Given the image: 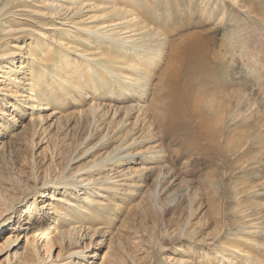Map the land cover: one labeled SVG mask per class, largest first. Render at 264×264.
Masks as SVG:
<instances>
[{"label": "rangeland", "instance_id": "obj_1", "mask_svg": "<svg viewBox=\"0 0 264 264\" xmlns=\"http://www.w3.org/2000/svg\"><path fill=\"white\" fill-rule=\"evenodd\" d=\"M61 1L0 0V43H5L6 51H17L15 56H0V233L4 222L6 230L9 227L2 241L19 237L20 245L12 253L20 247L23 252L28 244L24 236L34 231L32 224L40 218L36 257L30 264L64 261L73 244L96 255L85 260L75 257L74 264H264V0H147L146 6L161 3V29L149 11L141 12L146 22L151 20L153 34L138 38L144 40L139 49L149 45L158 51L152 56L153 83L141 97L122 95L116 105L123 112L119 116L105 109L116 102L113 95L77 92L67 99L69 104L64 103L62 114L55 110L58 98L49 104L37 102L32 88L23 85L30 65L37 61L27 60L29 48L47 44L52 48L48 56L56 55L55 48L61 45L57 39L64 35L58 25L62 22L46 11L42 27L14 26L42 35L32 38L30 32V37H20L18 32L16 40L12 36L16 33L2 29L9 20L16 23L13 13L31 12L35 19L39 15L35 8H51ZM187 46L195 52L205 48L206 56L197 62V53L185 55ZM175 48L179 52H173ZM75 52L66 55L75 57ZM189 63L197 64L192 74L185 72ZM5 65L14 67L8 70L12 81L4 78ZM173 73L180 76L181 96L188 90L182 99L183 117L191 125L187 132L163 130L157 122L160 113L151 118L148 112L163 96L160 93L168 92L171 80L162 91L159 79ZM138 102L143 110L131 116L130 107ZM222 104L224 108L230 104L231 109L213 108ZM93 106L103 110L96 114ZM160 115L169 123L166 110ZM6 124L8 131L3 130ZM133 127L135 135L126 139ZM151 149L159 152L157 158L151 159ZM126 154L134 159L125 172L116 164L103 165L108 159L121 163ZM69 176L87 182L90 177L98 184L104 177L112 178L107 182L112 186L128 180L133 185L117 194L112 189L106 193L114 210L102 213L103 219L93 216V211L88 216L72 212L69 223L83 229L64 243L56 236V224L64 219L58 220L54 211L64 205L56 199L66 189L53 182ZM142 177L147 178L144 187ZM77 188L71 191L74 196L64 198L82 202L85 189ZM17 210L24 228L11 232L17 230L13 227ZM49 228L51 252L41 234ZM244 236L250 239L246 245ZM239 246L246 257L241 249L234 253ZM224 249L222 257L219 252Z\"/></svg>", "mask_w": 264, "mask_h": 264}, {"label": "bare ground", "instance_id": "obj_2", "mask_svg": "<svg viewBox=\"0 0 264 264\" xmlns=\"http://www.w3.org/2000/svg\"><path fill=\"white\" fill-rule=\"evenodd\" d=\"M117 2L120 3L117 4ZM146 2L147 0H62V4L58 3L56 6H52L51 8L48 6L45 9L35 8L34 13L39 14L35 19H33L35 15H32L31 12L30 15H19L17 13H13L12 18L16 23L12 25L11 20H9L7 21L8 26L6 25L2 30L9 35L16 33L12 35L16 38V40L19 39V35L17 34L18 32L21 34L20 37H25L26 35L30 37V32L32 33V38L37 34L42 35L41 32L36 30L30 31L25 28L15 29L14 26L23 27L24 23L26 25L27 23H31L36 25V27H42V24L45 21L43 16H45L44 13L46 11H49V13L57 15L60 18L59 20L62 23H58V25L63 27L64 31V35L57 39L61 45L56 48L54 47L56 50H59V52L54 56H48L52 48H50V45L47 44L32 45L29 48L30 50L28 51L27 60L29 59L32 61L37 59V61L32 62L30 65L27 75L28 81L25 83L23 82V85L32 88L31 93L36 94L34 97L37 102L49 104L50 102H53L51 99L58 98L60 100V105L57 106L55 110L60 111L62 114L66 111V109H63L66 107L64 103L67 99H73L77 92L83 94L84 91L91 90L94 92L97 91L101 94L100 96L113 95L116 96V98H113L116 102H112L113 104L105 107V109L107 112L110 113L111 110L114 112L115 116H119L118 113L120 112L121 107L116 105L120 103L119 100L122 99V95L130 94L132 97H141L143 93L144 95L149 93V86L153 83L151 71L156 65L153 63L152 56H154V58L158 56V51H155L153 48L151 49L149 45L145 44V47L139 49V44L144 40L138 38H141L140 35L143 33H147L148 36L153 34V32L150 31L149 25L153 17H155V24L160 28L159 15H161V13L158 10V7L161 3L150 4L148 7L146 6L147 4H145ZM148 11L151 13L149 16L151 17L150 22H146L145 17L141 14V12L146 13ZM91 13L94 15H91ZM62 14L64 16H62ZM137 29H140L142 32H136ZM52 31L57 30L53 29ZM75 36L77 37L76 40L74 42H70L69 40H73ZM64 44L66 46H64ZM4 45L5 43H0V56H15V54H17V51H6V49H3ZM73 50L76 51L74 53L75 57H69L66 55V52H71ZM145 51H149L148 53L150 54L141 53ZM173 52L179 51L175 48ZM192 52H195V50H192V47L187 46L185 55L193 56L191 55ZM195 53H197L196 61L198 62L206 56V49H197ZM157 60H159V57ZM179 60L180 57L176 56L174 61L176 64V70L180 69ZM147 61L151 63H148ZM196 63L194 65L189 63V66L185 71L186 74H192L195 72V68L197 67ZM23 64H25V62H22L21 66H23ZM4 69V78L12 81L11 78L7 77L9 75L8 70L14 71V67L5 65ZM46 70H50L49 74H47ZM179 78L180 76L178 74L174 75L173 73V76L170 78L164 75L159 79L158 85H161L162 91L171 80L168 86V92H161L160 94H163V96L155 101V110L153 109L148 111L151 112L152 118L155 113L158 112L163 115L166 110L169 114V123H166V118H163L160 114L157 122L162 126L163 130L170 131V133L171 130L176 131L177 129L187 132V126H191L190 122L183 117L184 113L182 110V99L187 98L185 94H187L188 90L181 96L182 92L180 89ZM103 92H105V94H103ZM243 97L244 95L241 94L238 98V102L239 99H242ZM194 105L198 106L200 105V102H195ZM227 106V108H224L222 104L213 106V108L218 111H226V109L230 110V104H227ZM93 108V112L96 114L100 110H103V108L101 109L97 106H93ZM130 108H134L129 112L130 115L132 112H141L143 110V107H140L139 102L136 104V107L133 106ZM120 113L122 114L123 112L121 111ZM134 126H136V124H134ZM3 130L8 131V124L3 126ZM132 132V136H125L126 139H131L135 135L134 127L132 128ZM152 141L153 140H151V142ZM137 143L138 140L135 141L134 144ZM148 154L151 155V159H155V157L157 158L156 155L159 156V152L152 149L150 152L148 151ZM122 158H124V160H122L121 163L116 161L111 162L110 159H108L105 163H103V165H110V163L111 165L116 164L120 167H125V172L128 169L127 163L129 164L133 162L134 158L128 154L124 155ZM93 167H96V165ZM143 173L145 175V172H142V174ZM67 178L65 177L63 180L60 179L53 182L54 186L60 185V187L66 189L64 196L56 199L59 203H64V205L54 211L57 219H60L61 217L64 219V221L56 224L58 233H55L56 236L63 239L64 243L69 240H67V238L72 240L71 238L73 237L71 236L73 234L80 233L83 229L82 226H73L75 225L74 222L71 224L69 223L71 221L70 217L72 212L78 215L82 212L83 215L88 216L92 214L93 211V216L103 219L102 213L114 210L112 208L113 205L110 203L112 201L111 199L110 201L108 200L106 193H109L112 189V191L117 194L122 187L133 185V183H129V181L126 180L121 182L119 185L112 186V183L108 184L107 182H110L113 179L106 177L99 180V182H102L101 184L93 181L90 177H87L88 182L81 178V180L78 179L79 181H75L76 178L70 176ZM145 179L147 180L145 177L141 178L142 183ZM78 185L84 187L85 189L84 194L80 197L82 202L77 201L75 203L71 200H66L64 198L65 195H69L71 191H77L79 189L77 188ZM142 187H144V183L142 184ZM71 195L74 196L73 193H71ZM18 213L19 212L17 210L15 213L16 216L13 218V221L15 222L13 227L17 228V230H10L11 232H18L21 228H24L23 224L20 223L25 221H21L22 216L20 214L18 216ZM62 215H64V217ZM39 219L40 218L36 219L32 224L34 231L24 236L27 238L28 244L23 252H20V249L22 248L20 247L19 251H13L12 253L14 246L18 247L20 245L19 237L16 239H8L5 242L2 241L9 232V227H7V230L6 227H4L6 222L2 224L3 227L0 233V264H30L31 261L35 260V244L38 239V232L41 230L40 228H42V224ZM9 220H12V217L9 218ZM41 234L46 237L44 240V246L47 248V251L49 250V252H51L49 244L53 238L52 229L49 228L48 231L42 232ZM242 240L244 245L250 242L249 237L244 236ZM221 245L224 247L223 243ZM70 247L72 250H69L64 261L58 260L55 263L54 261H51L50 264H74L75 257L83 258L85 260L96 256L93 252L88 255L87 253L80 251L77 244L70 245ZM238 248L239 250L235 248L236 250L234 253L239 254L241 247L239 246ZM226 251L227 249H224L220 251L219 254L223 257L225 256ZM241 254H245L243 255L245 257L247 256V253L242 249Z\"/></svg>", "mask_w": 264, "mask_h": 264}]
</instances>
